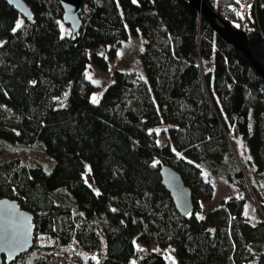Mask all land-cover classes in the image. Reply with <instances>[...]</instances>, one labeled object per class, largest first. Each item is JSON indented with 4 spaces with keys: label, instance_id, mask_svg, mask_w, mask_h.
Segmentation results:
<instances>
[{
    "label": "trees",
    "instance_id": "obj_1",
    "mask_svg": "<svg viewBox=\"0 0 264 264\" xmlns=\"http://www.w3.org/2000/svg\"><path fill=\"white\" fill-rule=\"evenodd\" d=\"M24 1L33 21L0 0V141L40 144L51 164L0 160V196L19 201L35 224L32 249L11 264L55 256L79 264H264V77L250 60L189 0H84L77 37L58 0ZM205 1L246 27L264 66V0ZM131 34L142 41L145 79L134 68L114 69L93 103L89 66L109 72ZM204 58L213 60L210 73ZM230 135L246 142L252 160L235 153ZM164 165L192 190L187 216L161 183ZM210 178L234 193L204 213L215 194ZM60 190L71 203L55 199ZM251 195L257 223L245 215Z\"/></svg>",
    "mask_w": 264,
    "mask_h": 264
},
{
    "label": "water",
    "instance_id": "obj_2",
    "mask_svg": "<svg viewBox=\"0 0 264 264\" xmlns=\"http://www.w3.org/2000/svg\"><path fill=\"white\" fill-rule=\"evenodd\" d=\"M27 20L33 21V12L24 0H5ZM64 10L63 23L68 25L74 37L78 36L82 21L80 15L84 0H58ZM216 34L240 51L264 77V66L257 61L249 47L247 29L235 28L222 19L205 0H189ZM161 183L170 194L176 209L187 216L194 210L193 193L173 167L160 168ZM35 240L34 215L23 209L21 203L0 196V264H11L17 257L28 253Z\"/></svg>",
    "mask_w": 264,
    "mask_h": 264
},
{
    "label": "rangeland",
    "instance_id": "obj_3",
    "mask_svg": "<svg viewBox=\"0 0 264 264\" xmlns=\"http://www.w3.org/2000/svg\"><path fill=\"white\" fill-rule=\"evenodd\" d=\"M62 29L64 33H70V30L67 29L64 25L62 26ZM0 42H2V40H0ZM141 48L142 41L140 37L131 34L129 40L119 46L115 59L111 61V67L109 72H102L94 65L89 66V69L87 71V77H91V79H88L93 84L94 88H96L91 93V100L93 96L97 97L98 101L101 100L107 87L114 82V78L111 75L114 69L127 71L129 69L134 68L139 71L141 77L145 79L146 74L140 60ZM102 51H104V49H101V52ZM201 62L204 73H210L213 70L212 59L204 58ZM94 81L98 83H94ZM229 140L235 153H238L240 156H243L247 160H252L249 148L246 142L241 137L235 138L233 135H230ZM13 157H21L24 161L27 162H29L30 159H37V162L41 160L47 166L51 164V160L44 155V150L40 144H35L31 147H19L13 144H8L5 142L3 143L0 141V160H8ZM239 161L240 163H242L240 159ZM210 180L212 181L215 187V194L210 202L202 204L204 213H206L209 209L218 206L222 199L228 198L234 193L231 187L227 186L219 179L210 178ZM54 197L59 202L71 203L72 201L70 194L66 190H60L56 192ZM246 203V217L251 223H257L261 219L262 214L260 212L256 196L251 195V197H248Z\"/></svg>",
    "mask_w": 264,
    "mask_h": 264
},
{
    "label": "built area",
    "instance_id": "obj_4",
    "mask_svg": "<svg viewBox=\"0 0 264 264\" xmlns=\"http://www.w3.org/2000/svg\"><path fill=\"white\" fill-rule=\"evenodd\" d=\"M246 1L248 4H250L254 0H246ZM232 11L235 12L236 14L241 13V6H238V4L234 5L232 7ZM43 261H45L46 264H79L78 262H76L72 259H69L67 257H64V256H55V257L50 258L48 260L46 258H44Z\"/></svg>",
    "mask_w": 264,
    "mask_h": 264
},
{
    "label": "snow or ice",
    "instance_id": "obj_5",
    "mask_svg": "<svg viewBox=\"0 0 264 264\" xmlns=\"http://www.w3.org/2000/svg\"><path fill=\"white\" fill-rule=\"evenodd\" d=\"M136 2V0H133V3H135ZM22 25H23V21L22 20H18L17 22H16V24H15V27L13 28V32H15V31H17L18 29H20L21 27H22ZM89 79H91V77L89 76L88 77ZM94 83H98V82H96V81H94ZM92 102L93 103H98L99 101H98V98L97 97H95V96H93V98H92ZM151 134V133H150ZM157 134H159V130H157ZM97 194H99V193H97ZM245 215H247V212H245ZM199 219H203V217L201 216V217H198ZM142 250V249H141ZM93 259H95V257H93ZM173 264H175V261H173Z\"/></svg>",
    "mask_w": 264,
    "mask_h": 264
},
{
    "label": "crops",
    "instance_id": "obj_6",
    "mask_svg": "<svg viewBox=\"0 0 264 264\" xmlns=\"http://www.w3.org/2000/svg\"><path fill=\"white\" fill-rule=\"evenodd\" d=\"M247 204V203H246Z\"/></svg>",
    "mask_w": 264,
    "mask_h": 264
}]
</instances>
